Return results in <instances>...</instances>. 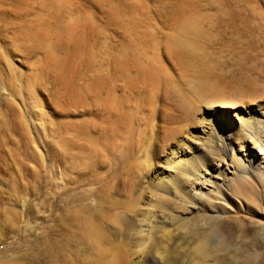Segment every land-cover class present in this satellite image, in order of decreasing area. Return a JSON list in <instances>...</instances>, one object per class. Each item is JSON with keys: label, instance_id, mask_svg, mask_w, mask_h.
<instances>
[{"label": "rangeland", "instance_id": "1", "mask_svg": "<svg viewBox=\"0 0 264 264\" xmlns=\"http://www.w3.org/2000/svg\"><path fill=\"white\" fill-rule=\"evenodd\" d=\"M153 112L161 143L144 177L168 176L172 149L188 166L212 149L189 174L191 202L170 203L243 225L257 256L231 264H264L250 228L264 226V140L232 136L244 119L264 131V0H0V264H108L98 225L126 206L118 182L141 167Z\"/></svg>", "mask_w": 264, "mask_h": 264}, {"label": "bare ground", "instance_id": "2", "mask_svg": "<svg viewBox=\"0 0 264 264\" xmlns=\"http://www.w3.org/2000/svg\"><path fill=\"white\" fill-rule=\"evenodd\" d=\"M70 100L68 102H70L69 103L70 108H72L73 110L75 109L77 105L74 99H72L71 101ZM72 110H69V111H72ZM154 112L152 113V115H150L151 118L146 124V127H145L146 134H142L144 137L142 136L140 137L138 135L139 131L136 132L137 135L140 137V139L142 138L140 141L141 148L137 147L139 146L138 141H136L137 142L136 145L135 144L133 145V143L131 142L132 147L134 146L133 147L134 150H136L135 146L138 149L139 148L142 149L141 151L139 149L140 153L136 151L134 152L137 154L142 153L143 158H142L141 164L139 161V164L141 165V167H137L140 165L136 164L137 165L136 167L138 170L136 168L135 170L133 169L130 170V171H134V173L129 172L131 175L127 176L124 179H119L120 182H118V184L120 185V187L118 186L119 187L118 190L120 191V193H122V195L125 196L126 206L125 208H123V210L121 211L119 210L118 212L117 210L121 208V206L118 207V209L117 207L114 208V210L116 211L110 210L109 212L111 211L112 212L108 213L107 217L105 216L106 220H104L103 218L104 216H102L103 221H106V223H104L103 226L105 224L106 226L107 225L109 226V231H107L108 234L107 232L104 231V229L106 228L105 226L102 227V225L101 226L98 225V227L104 228L103 230L99 229L101 231H104L103 234L100 232L102 236L104 235V233L108 235V236L107 235L103 236V238H105L104 240L106 243L105 245L103 242V245L109 246L110 248L109 247L103 248L102 246V249L107 248V250L108 249L111 250L110 252H108V255H111L108 261V264H231L230 259L232 257L240 256L239 253L242 249H245V251L249 253L244 258H242L243 263L249 262V260H251L252 257L255 259L257 256V252L255 251V248L258 242L255 240L256 237L253 239H249V241L245 240L244 237L246 235V232L248 233V230L245 229L243 225H237L236 228H227L223 221L220 222L217 218H209V216L207 215L205 216L197 215L194 217L193 216L192 217H182L178 215V212H176V210L174 209V205L170 203V201H172L173 198H175L177 201L181 203L191 202L190 200L186 201V197H185L188 194V190H189L186 187L187 180L190 177L189 174H191V176L193 177H197L200 174V172L203 173L207 170L206 164L208 162V158L212 154L211 153L213 151L212 149L208 150L209 153L206 154L205 156L201 157L199 155L200 156L199 158H195L194 156L195 159L189 161L190 166L186 165L187 163H185L184 161H181L182 158L179 159L178 155L175 156L177 153L174 152L175 149L174 150L172 149L171 152L169 153L170 157L166 161V165H167L166 167L170 169V171L168 170L169 175L168 176L163 175L162 177H158L157 174L154 173V177H153L154 181L149 182L147 177H149L148 176L150 173L149 171H151L149 168L152 166L150 161L153 155H155V148H157L161 143L160 138L156 136V134L158 133L157 129H159L158 128L159 125H157L156 117H155L156 115L154 114ZM120 116H123V115H120ZM119 121H120V117H119ZM250 123L251 122H247V119L240 120L238 129L232 130V136L235 138V140L237 141L247 140L246 138H249L248 137L249 135H255L256 138H262L260 139L259 142H261V140H264V131L262 135H259L258 133L259 130L255 127L258 124L251 125ZM89 124L85 125V127L86 126L89 127ZM88 127L86 128L88 129ZM105 128L106 127H104V129ZM129 128H128V131H129ZM212 129H213V133H212ZM122 130L124 129L122 128ZM136 130L134 129V131ZM200 131L203 134L206 133V134H209L210 136L211 135L216 136L215 138H217V141H218L219 132H221V129L219 128V126L218 127L210 126L206 128H201ZM260 131H262V129ZM133 138L135 139L136 135ZM134 139L131 141H134ZM206 139L208 140V137ZM103 140L105 139L103 138ZM217 141L214 142V148H215V145L219 146ZM127 157H129V154H127ZM234 159L235 158H233V155H231V160H234ZM89 163H90L89 165L92 166L91 162ZM142 167H143L142 172L146 170L145 173L141 172L140 168ZM240 168H242L241 162L238 160L233 161V169L237 170ZM88 169L90 170V168ZM150 174L152 175V171ZM115 175H117L116 172H115ZM145 175L147 177H144ZM115 180H113V182ZM114 188H116V186ZM238 190L243 196H247L248 200L253 201L252 197L255 196L253 193H251L252 197H249L248 195L245 194L243 187L239 186ZM106 214L104 212V215ZM250 228H253L252 230L255 231L253 232V233H256L255 236H264L263 235L264 226L261 223H255L254 226L252 227L250 226ZM96 233L98 235L99 231H97ZM228 234H230V236ZM97 237H98L97 239H100V240L102 239L100 235ZM243 240H245L246 242L244 243ZM96 242L99 243L98 240L95 241L94 243ZM100 242L102 243V241ZM97 245L96 247L99 248L100 245L99 244Z\"/></svg>", "mask_w": 264, "mask_h": 264}]
</instances>
